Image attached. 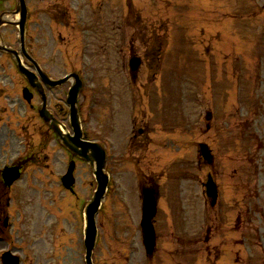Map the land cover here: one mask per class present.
Wrapping results in <instances>:
<instances>
[{"label":"rangeland","instance_id":"rangeland-1","mask_svg":"<svg viewBox=\"0 0 264 264\" xmlns=\"http://www.w3.org/2000/svg\"><path fill=\"white\" fill-rule=\"evenodd\" d=\"M25 1V27L34 42L28 53L53 78L67 72L81 78L82 68L65 65L61 56L53 58L64 46L56 37L59 28L48 26V6L56 0ZM76 2L91 26H87L88 35L83 34L91 42L88 50H94L100 40L107 45L106 53L101 50V59L92 58L94 78H104L94 108L99 109L97 119L110 106V77L117 86V97L128 103L140 90L150 92L146 107L132 115L137 114L133 125L149 120V136L139 133L138 138L152 145L128 143L127 137L136 127L129 124L127 111V115H119L118 132L110 137L116 146H106V160L112 169L110 186L95 215L93 264H264V175L258 183L254 178L258 171L264 174V0ZM16 4L17 0H1L0 12L11 11ZM72 21L69 17L65 24ZM0 29L4 40L19 49L15 26L7 23ZM37 42L42 44L40 48ZM131 55L141 59L136 82L127 75ZM112 58L114 68L108 62ZM70 83L66 81L49 91V104L62 121L68 116L65 98ZM159 91L165 96L161 101ZM87 97L86 89L77 98L80 116ZM15 109L17 117L12 114L7 119L8 115L2 114L4 123L0 121V167L31 152L36 157L48 154L49 160L46 167H29L13 185L9 193L12 199L4 197L3 216L8 213L10 225L3 226L6 241H0V257L2 251L12 250L21 254L22 264H86L83 212L96 187L92 166L81 159L75 161V195L67 196L59 178L67 168L66 151L55 141L48 149L27 147L34 127L29 125L31 134L24 141L25 128H20L22 134L15 137L17 126L12 121H25V105ZM208 109L212 111V126L206 130L204 112ZM8 112L12 109L4 113ZM92 125L96 131L105 128L94 119ZM123 133L127 136L121 139ZM2 135L9 139L6 144ZM89 135L90 139L104 136L101 132ZM200 142L210 146L212 163L201 156ZM116 152L117 158H122L119 152L125 153L123 162L110 157ZM208 172L213 173L219 187L214 206L206 204L204 197ZM153 181L160 185L153 218L156 251L151 256L145 252L140 231L139 182L153 188ZM237 199L240 201L236 203ZM237 216L241 225L235 221ZM193 224L197 232L191 234ZM206 227L210 228L208 238ZM131 237L132 243L128 242ZM195 239L200 241L195 243ZM190 242L193 247L188 249ZM132 249L131 259L126 261V252Z\"/></svg>","mask_w":264,"mask_h":264},{"label":"water","instance_id":"water-1","mask_svg":"<svg viewBox=\"0 0 264 264\" xmlns=\"http://www.w3.org/2000/svg\"><path fill=\"white\" fill-rule=\"evenodd\" d=\"M77 133H79V130L77 131ZM65 141V143L72 149H77L74 145L70 144L66 139V137H63ZM76 146H80L79 149H77L76 151H79V154H81L84 157H89L90 160H94L96 159L97 161V169L96 171V175L98 178V190L95 194V198L94 200L87 206L86 208V214H87V228H86V245L88 247V249L90 250V248L93 245V240H94V232H95V226L93 223V213L96 211L97 206H98V201H99V197L101 196V194L103 193L102 190H104V186L106 184V175L102 172L101 170V166H102V160H101V151L95 147H93V144H88L86 145L84 142H80L75 141ZM91 148L92 152L90 154H88V149ZM212 184H208V188H209V194H213V186H211ZM147 201V202H146ZM145 201V207H144V213H143V220L142 221V227H143V232H144V240H145V246L147 251H150L153 245V230H152V226L150 223V217L153 214L154 211V205L152 203V200L150 199H146ZM146 251V252H147ZM5 262V261H4Z\"/></svg>","mask_w":264,"mask_h":264},{"label":"flooded vegetation","instance_id":"flooded-vegetation-1","mask_svg":"<svg viewBox=\"0 0 264 264\" xmlns=\"http://www.w3.org/2000/svg\"><path fill=\"white\" fill-rule=\"evenodd\" d=\"M140 130H141V129H140ZM140 130H139V131H140Z\"/></svg>","mask_w":264,"mask_h":264}]
</instances>
